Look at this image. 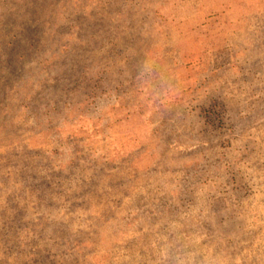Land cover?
I'll return each mask as SVG.
<instances>
[{
  "label": "rangeland",
  "instance_id": "1",
  "mask_svg": "<svg viewBox=\"0 0 264 264\" xmlns=\"http://www.w3.org/2000/svg\"><path fill=\"white\" fill-rule=\"evenodd\" d=\"M0 264H264V0H0Z\"/></svg>",
  "mask_w": 264,
  "mask_h": 264
}]
</instances>
